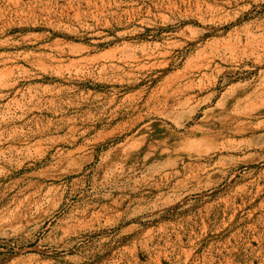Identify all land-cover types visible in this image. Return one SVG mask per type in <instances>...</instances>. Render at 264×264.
I'll use <instances>...</instances> for the list:
<instances>
[{
    "label": "rangeland",
    "instance_id": "374dc122",
    "mask_svg": "<svg viewBox=\"0 0 264 264\" xmlns=\"http://www.w3.org/2000/svg\"><path fill=\"white\" fill-rule=\"evenodd\" d=\"M263 14L0 0V264H264V126L209 130L264 124V48L236 42Z\"/></svg>",
    "mask_w": 264,
    "mask_h": 264
},
{
    "label": "bare ground",
    "instance_id": "6f19581e",
    "mask_svg": "<svg viewBox=\"0 0 264 264\" xmlns=\"http://www.w3.org/2000/svg\"><path fill=\"white\" fill-rule=\"evenodd\" d=\"M259 11H260V9H259ZM259 19H261V18L255 17L251 21H245V25L243 24L242 35H240L237 38L236 42H242V44H244L245 47H250L251 49H254V50L259 49V48H264V14H263V20L260 21ZM203 58L206 59V56H204ZM260 114H262V111L259 110V108L258 109L248 110V111H245L243 113H238L237 115H235V114L231 115V114H229V113L226 112L223 116H221L217 120L215 126H212V128L209 129V130H211L212 133L214 132L216 136H219V135H225V136H231V135H247V134L252 135V134L258 132L259 130H261L263 128V126H264L263 122L262 123H258L257 125H254L253 127H247V126L243 127V126H238L239 125L238 124L237 126L235 125L236 127L234 128V127H230V125L232 123H234V122L237 124V121H239L241 118H243V119L245 118L246 120L248 119V121L249 120H252L253 118L259 117ZM255 120H257V119H255ZM240 122H242V121L240 120ZM243 123H245V122H242V124ZM261 145L262 144H260V143L259 144H256V145L250 144V145H248L247 147H244V148L245 149H249V150H251V149L252 150H255L257 147H260ZM212 149L213 148H211V152H212ZM228 150H231L233 152H237V151H240L241 148L237 147L235 149H232V148H225L224 149V151H228ZM246 160H244V162ZM73 171H75V170H73ZM75 219H76V222H81V223H83L84 226L91 223V219H88L86 216H82V217L76 216ZM101 228H102V226H101ZM69 233H70V230H67L66 233H65V235L67 236V235H69ZM40 259H41V261H42L43 264H48L49 263V259H47L44 255L43 256H40Z\"/></svg>",
    "mask_w": 264,
    "mask_h": 264
}]
</instances>
